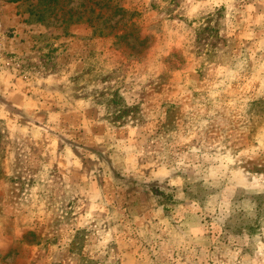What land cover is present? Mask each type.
I'll list each match as a JSON object with an SVG mask.
<instances>
[{
    "label": "rangeland",
    "instance_id": "1",
    "mask_svg": "<svg viewBox=\"0 0 264 264\" xmlns=\"http://www.w3.org/2000/svg\"><path fill=\"white\" fill-rule=\"evenodd\" d=\"M262 245L264 0H0V264Z\"/></svg>",
    "mask_w": 264,
    "mask_h": 264
},
{
    "label": "clouds",
    "instance_id": "2",
    "mask_svg": "<svg viewBox=\"0 0 264 264\" xmlns=\"http://www.w3.org/2000/svg\"><path fill=\"white\" fill-rule=\"evenodd\" d=\"M191 2H192V0H187L188 4H191ZM199 7H200V5H197L196 7L191 8V10L188 12L189 18H191L192 15L197 12V9ZM229 162H231V161H229ZM156 175L167 176L168 173L167 172H162V173H157ZM171 183L175 184V183H179V181H171ZM261 248L264 249V245H262ZM262 254H264V253H262Z\"/></svg>",
    "mask_w": 264,
    "mask_h": 264
}]
</instances>
